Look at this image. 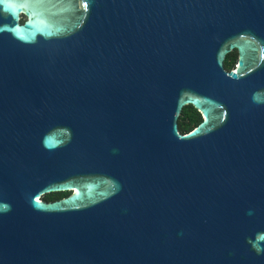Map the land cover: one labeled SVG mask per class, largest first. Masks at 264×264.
Masks as SVG:
<instances>
[{"label":"water","instance_id":"water-1","mask_svg":"<svg viewBox=\"0 0 264 264\" xmlns=\"http://www.w3.org/2000/svg\"><path fill=\"white\" fill-rule=\"evenodd\" d=\"M0 264H264V0H0Z\"/></svg>","mask_w":264,"mask_h":264},{"label":"trees","instance_id":"trees-1","mask_svg":"<svg viewBox=\"0 0 264 264\" xmlns=\"http://www.w3.org/2000/svg\"><path fill=\"white\" fill-rule=\"evenodd\" d=\"M232 55L228 54L225 58V65L227 67H232ZM202 121V115L201 113L192 105H187L183 108V111L181 113V116L179 118V126L181 131L187 132L191 129H193L195 126H197ZM69 192H56V193H50L46 194L44 198L46 200H54L59 199L64 196H66Z\"/></svg>","mask_w":264,"mask_h":264},{"label":"flooded vegetation","instance_id":"flooded-vegetation-1","mask_svg":"<svg viewBox=\"0 0 264 264\" xmlns=\"http://www.w3.org/2000/svg\"><path fill=\"white\" fill-rule=\"evenodd\" d=\"M229 54L232 55V59H233L232 64H231L232 67H227L226 65L225 66L227 69H231V68L234 69L237 66V62H238V58H239L238 50L234 49Z\"/></svg>","mask_w":264,"mask_h":264}]
</instances>
